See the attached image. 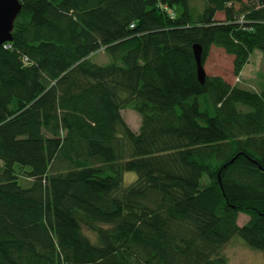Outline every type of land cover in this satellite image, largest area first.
Instances as JSON below:
<instances>
[{
    "label": "trees",
    "instance_id": "16d2710c",
    "mask_svg": "<svg viewBox=\"0 0 264 264\" xmlns=\"http://www.w3.org/2000/svg\"><path fill=\"white\" fill-rule=\"evenodd\" d=\"M18 1L0 47V264H226L234 236L263 252L264 89L200 84L192 46L238 77L264 56V0Z\"/></svg>",
    "mask_w": 264,
    "mask_h": 264
},
{
    "label": "rangeland",
    "instance_id": "374dc122",
    "mask_svg": "<svg viewBox=\"0 0 264 264\" xmlns=\"http://www.w3.org/2000/svg\"><path fill=\"white\" fill-rule=\"evenodd\" d=\"M189 4L190 7L198 11H202L204 7L203 0H189ZM180 9L181 8L178 6L175 7L177 12H179ZM250 58V61L247 63L248 65L246 64L247 66H244V74L241 77H235L232 74V57L227 54L225 55L223 50L219 48L211 47L204 63V70L206 76H220L230 85H236L242 89L260 92L264 89V56L257 51L253 53ZM92 61L99 65H107L112 62L105 53H101L100 51L98 55H94ZM121 115L126 124L131 127V130L133 132H138L141 121L140 116L130 106L122 110ZM14 171L19 186L22 188H29L32 184V180L27 175L29 168L15 165ZM136 179L137 176L135 173H125L123 175L122 186H129ZM247 221L248 217L240 214L237 219V224L242 226ZM84 233L89 237L92 236L87 230H84ZM221 254L226 258V264H264V251L261 252L250 249L245 245L243 240L237 236H234L223 246Z\"/></svg>",
    "mask_w": 264,
    "mask_h": 264
},
{
    "label": "water",
    "instance_id": "95a60500",
    "mask_svg": "<svg viewBox=\"0 0 264 264\" xmlns=\"http://www.w3.org/2000/svg\"><path fill=\"white\" fill-rule=\"evenodd\" d=\"M21 9L22 6L18 0H0V47L12 41L13 24ZM192 52L196 65L197 80L200 84H203L206 73L201 63L202 48L200 45L195 44L192 46Z\"/></svg>",
    "mask_w": 264,
    "mask_h": 264
},
{
    "label": "crops",
    "instance_id": "0c3cea01",
    "mask_svg": "<svg viewBox=\"0 0 264 264\" xmlns=\"http://www.w3.org/2000/svg\"><path fill=\"white\" fill-rule=\"evenodd\" d=\"M243 2H245L246 0H242ZM217 18V19H216ZM215 20H217V21H223L224 20V16H223V13H220V12H218L217 13V16H215ZM101 53H104L103 51H100ZM257 51H254L253 53H256ZM98 53L99 52H97V53H95V54H93L92 56H91V59L94 57V55H98ZM252 53V54H253ZM226 55V54H225ZM228 56H230V55H228ZM230 57H232V56H230ZM251 59V58H250ZM250 59H249V61H250ZM232 60H233V57H232ZM261 62H262V58H261ZM248 65V64H247ZM247 65H245V67L247 66ZM244 68H243V70H242V72L240 73V75H239V77H241L243 74H244ZM220 77V76H219ZM224 79V78H223ZM225 80V79H224ZM226 81V80H225ZM227 82V81H226ZM228 83V82H227ZM130 127V126H129ZM131 128V127H130ZM134 132H136V131H134ZM137 133V132H136Z\"/></svg>",
    "mask_w": 264,
    "mask_h": 264
},
{
    "label": "built area",
    "instance_id": "2783aa9c",
    "mask_svg": "<svg viewBox=\"0 0 264 264\" xmlns=\"http://www.w3.org/2000/svg\"><path fill=\"white\" fill-rule=\"evenodd\" d=\"M165 9H166V8H165ZM166 10H167V9H166ZM168 12L171 14V12H170L169 10H168ZM241 21H242V20H241ZM4 45H5V44H4ZM4 45H3V46H4ZM25 61H26V59H25Z\"/></svg>",
    "mask_w": 264,
    "mask_h": 264
}]
</instances>
